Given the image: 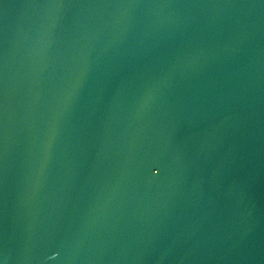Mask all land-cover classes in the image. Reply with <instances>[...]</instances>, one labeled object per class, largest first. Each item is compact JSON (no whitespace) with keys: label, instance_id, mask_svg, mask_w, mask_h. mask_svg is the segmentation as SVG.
<instances>
[{"label":"water","instance_id":"95a60500","mask_svg":"<svg viewBox=\"0 0 264 264\" xmlns=\"http://www.w3.org/2000/svg\"><path fill=\"white\" fill-rule=\"evenodd\" d=\"M0 264H264V0H0Z\"/></svg>","mask_w":264,"mask_h":264}]
</instances>
